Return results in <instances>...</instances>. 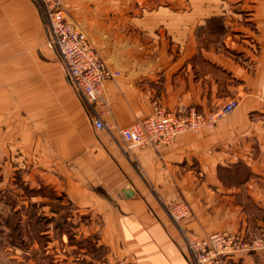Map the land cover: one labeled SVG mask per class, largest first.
<instances>
[{"label": "crops", "instance_id": "1", "mask_svg": "<svg viewBox=\"0 0 264 264\" xmlns=\"http://www.w3.org/2000/svg\"><path fill=\"white\" fill-rule=\"evenodd\" d=\"M63 9L120 71L104 90L106 122L127 127L154 100L202 112L230 97L239 105L213 128L128 149L94 125L96 108L48 45L39 1L0 0V200L43 205L53 264H189L169 201L190 206L181 221L189 234L256 235L264 224V0H65ZM238 168L251 175L237 181ZM223 264H264V248Z\"/></svg>", "mask_w": 264, "mask_h": 264}, {"label": "built area", "instance_id": "2", "mask_svg": "<svg viewBox=\"0 0 264 264\" xmlns=\"http://www.w3.org/2000/svg\"><path fill=\"white\" fill-rule=\"evenodd\" d=\"M45 9L49 27L48 45L57 49L65 72L85 101L96 108L93 120L98 129H108L119 134L128 149L148 148L171 144L175 138L188 131L213 128L219 120L234 111L239 101L235 97L224 99L208 112L196 107L166 108L154 100L152 112L127 127L106 122L103 117L110 106L104 97L109 81L120 75L102 59L83 29L69 21L63 14L65 0H38ZM264 99V97H263ZM171 218L180 224L190 210L183 202L165 203ZM192 254L189 264H223L225 258L264 248V235L259 240H249L241 233L216 232L205 236L189 234L180 224ZM114 264H139L130 257Z\"/></svg>", "mask_w": 264, "mask_h": 264}, {"label": "rangeland", "instance_id": "3", "mask_svg": "<svg viewBox=\"0 0 264 264\" xmlns=\"http://www.w3.org/2000/svg\"><path fill=\"white\" fill-rule=\"evenodd\" d=\"M33 192L30 190V193ZM239 200L249 199L242 197ZM181 202L188 206L191 213L190 206ZM61 208V213L67 216L69 209ZM174 222L180 228L181 222ZM51 223L52 217H48L37 200H14L10 196L7 200H0V264H53L54 234L47 227H51ZM258 228L256 235L250 237L243 234L244 237L259 240L264 235V224Z\"/></svg>", "mask_w": 264, "mask_h": 264}, {"label": "trees", "instance_id": "4", "mask_svg": "<svg viewBox=\"0 0 264 264\" xmlns=\"http://www.w3.org/2000/svg\"><path fill=\"white\" fill-rule=\"evenodd\" d=\"M239 169L242 171V175H241V177H239V179H237V181H240V180L244 181L247 177H249L251 175V172L248 169H246V168H244V169L238 168V170Z\"/></svg>", "mask_w": 264, "mask_h": 264}, {"label": "water", "instance_id": "5", "mask_svg": "<svg viewBox=\"0 0 264 264\" xmlns=\"http://www.w3.org/2000/svg\"><path fill=\"white\" fill-rule=\"evenodd\" d=\"M129 191H130V189H128V190L126 191V194H127Z\"/></svg>", "mask_w": 264, "mask_h": 264}]
</instances>
